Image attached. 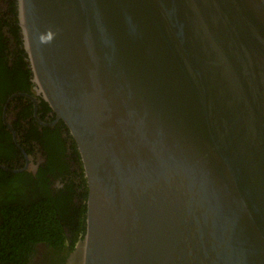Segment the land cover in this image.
<instances>
[{"label": "water", "instance_id": "1", "mask_svg": "<svg viewBox=\"0 0 264 264\" xmlns=\"http://www.w3.org/2000/svg\"><path fill=\"white\" fill-rule=\"evenodd\" d=\"M16 10L88 188L65 264H264V0Z\"/></svg>", "mask_w": 264, "mask_h": 264}, {"label": "trees", "instance_id": "2", "mask_svg": "<svg viewBox=\"0 0 264 264\" xmlns=\"http://www.w3.org/2000/svg\"><path fill=\"white\" fill-rule=\"evenodd\" d=\"M3 12L0 15V101L20 88L25 72L29 77L32 75L26 67L24 58L27 55L21 46L16 0H10L7 10L0 3V13ZM44 106L47 110L51 109L47 102ZM71 150L77 169H66L65 173L80 175L77 201L73 200L76 189L70 184L73 175L54 194L44 190V195L32 198L31 193L20 191L10 196V202H5L8 195L0 197V264H34L36 245L40 243L49 247L43 254L47 258L46 264H64L76 239L84 237L88 188L73 140ZM57 169L62 171L63 168L58 166ZM52 256L55 259L49 261Z\"/></svg>", "mask_w": 264, "mask_h": 264}, {"label": "flooded vegetation", "instance_id": "3", "mask_svg": "<svg viewBox=\"0 0 264 264\" xmlns=\"http://www.w3.org/2000/svg\"><path fill=\"white\" fill-rule=\"evenodd\" d=\"M9 2L10 0H0L6 10ZM24 59L29 70L27 57ZM23 78L20 88L13 90L0 101V197L8 195L5 202L12 201L10 196L20 191L31 193L32 198L39 194L44 195V190L54 194L63 188L73 175H67L65 170L77 169L72 159L73 139L66 126L62 120L56 118L51 109H45L46 101L43 95L37 92L33 76L29 77L25 72ZM55 165L57 166L54 167ZM58 166H62V171L57 169ZM70 184L76 189L73 200L77 201L80 193V175H73ZM80 239L82 238L76 239L73 250ZM36 249L32 261L34 264H46L47 258L43 254L49 247L40 243L36 245ZM70 253L65 263L70 260ZM54 259L52 256L49 261Z\"/></svg>", "mask_w": 264, "mask_h": 264}, {"label": "clouds", "instance_id": "4", "mask_svg": "<svg viewBox=\"0 0 264 264\" xmlns=\"http://www.w3.org/2000/svg\"><path fill=\"white\" fill-rule=\"evenodd\" d=\"M28 61V60H27ZM29 64V63H28ZM29 67H30V65H29Z\"/></svg>", "mask_w": 264, "mask_h": 264}]
</instances>
